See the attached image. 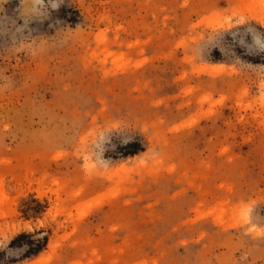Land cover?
<instances>
[{
	"label": "rangeland",
	"instance_id": "1",
	"mask_svg": "<svg viewBox=\"0 0 264 264\" xmlns=\"http://www.w3.org/2000/svg\"><path fill=\"white\" fill-rule=\"evenodd\" d=\"M0 264H264V0H0Z\"/></svg>",
	"mask_w": 264,
	"mask_h": 264
},
{
	"label": "trees",
	"instance_id": "2",
	"mask_svg": "<svg viewBox=\"0 0 264 264\" xmlns=\"http://www.w3.org/2000/svg\"><path fill=\"white\" fill-rule=\"evenodd\" d=\"M218 60L219 59H217V61ZM142 151H144V149L139 142H132L126 146V151L123 153V155L126 157L135 156ZM25 238H30V243H28L29 249L24 254L25 258L36 257L41 254L47 247V237H44L43 239H33V235L26 232L19 234L11 242V245L14 246L17 243H20Z\"/></svg>",
	"mask_w": 264,
	"mask_h": 264
}]
</instances>
